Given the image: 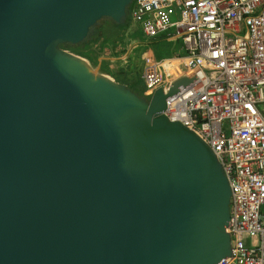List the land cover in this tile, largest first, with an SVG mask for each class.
I'll list each match as a JSON object with an SVG mask.
<instances>
[{
  "label": "water",
  "instance_id": "1",
  "mask_svg": "<svg viewBox=\"0 0 264 264\" xmlns=\"http://www.w3.org/2000/svg\"><path fill=\"white\" fill-rule=\"evenodd\" d=\"M133 0H0V264H218L231 190L212 149L64 47Z\"/></svg>",
  "mask_w": 264,
  "mask_h": 264
},
{
  "label": "built area",
  "instance_id": "2",
  "mask_svg": "<svg viewBox=\"0 0 264 264\" xmlns=\"http://www.w3.org/2000/svg\"><path fill=\"white\" fill-rule=\"evenodd\" d=\"M128 17L141 96L191 80L164 114L212 149L230 186L231 255L218 264H264V0H133Z\"/></svg>",
  "mask_w": 264,
  "mask_h": 264
},
{
  "label": "trees",
  "instance_id": "3",
  "mask_svg": "<svg viewBox=\"0 0 264 264\" xmlns=\"http://www.w3.org/2000/svg\"><path fill=\"white\" fill-rule=\"evenodd\" d=\"M131 7L132 4L130 5L129 10ZM129 27L130 21L128 17L123 25L115 24L109 19H102L98 26L92 30L91 35L83 43L77 46L64 48L86 59L93 66H97L95 63V58L102 55L105 47L108 44L114 45L120 39V37L125 34ZM161 41H163V39L158 37L155 39V41L152 40L151 42L159 43ZM142 46L143 42L138 41V44L134 46L135 52H137ZM121 54L124 57L125 62L123 69L114 70L110 68V62L113 59L117 60L118 58L108 56L107 58L102 59L100 62V73L109 76L115 82L126 85L133 92L141 95L144 89L139 78L141 68L135 63L136 61H134L133 57H131L128 50L122 51Z\"/></svg>",
  "mask_w": 264,
  "mask_h": 264
},
{
  "label": "rangeland",
  "instance_id": "4",
  "mask_svg": "<svg viewBox=\"0 0 264 264\" xmlns=\"http://www.w3.org/2000/svg\"><path fill=\"white\" fill-rule=\"evenodd\" d=\"M128 17V16H127ZM129 18V17H128ZM140 32L138 30V26L136 24L130 25V27L126 30L125 34H123L120 39L114 44V45H107L102 53V58H106L108 56L111 57H117L118 59H113L110 62V68L117 70V69H123L124 68V57L122 56L121 52L122 51H129V54L131 55V57H133L134 61H136L135 63L138 64L141 68V63L135 58L136 56H138L139 53L135 52L134 50V46L138 41H140L141 37H140ZM138 40V41H137ZM155 41V40H153ZM144 42H148V39H144ZM178 42H174V43H166V44H162L157 46V50H163L165 49V51H168L170 48H175V44H177ZM133 46V47H131ZM99 58V59H98ZM101 57H97L95 58V63L98 65L101 60ZM96 67V66H94Z\"/></svg>",
  "mask_w": 264,
  "mask_h": 264
},
{
  "label": "crops",
  "instance_id": "5",
  "mask_svg": "<svg viewBox=\"0 0 264 264\" xmlns=\"http://www.w3.org/2000/svg\"><path fill=\"white\" fill-rule=\"evenodd\" d=\"M138 44V42L135 44V45H133V46H136ZM133 46H131V47H133ZM101 58H102V56H100ZM107 58V57H106ZM99 59V58H98ZM103 59V58H102ZM105 59V58H104Z\"/></svg>",
  "mask_w": 264,
  "mask_h": 264
}]
</instances>
